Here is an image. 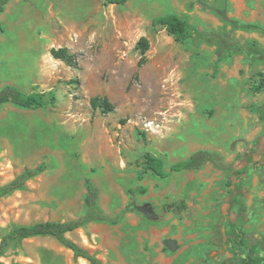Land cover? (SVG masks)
I'll return each mask as SVG.
<instances>
[{
	"label": "rangeland",
	"instance_id": "374dc122",
	"mask_svg": "<svg viewBox=\"0 0 264 264\" xmlns=\"http://www.w3.org/2000/svg\"><path fill=\"white\" fill-rule=\"evenodd\" d=\"M169 12L199 31L254 41L264 51V0H128L122 6L11 0L5 6L0 88L38 94L45 104L0 106V186L26 169L44 171L0 198V240L15 226L81 216L89 179L100 210L119 222H91L67 237L101 264H236L230 240L211 243L219 230L238 232L242 255L264 259L263 155L247 162L241 190L229 191V173L211 164L164 179L144 170L146 153L166 168L199 149L217 151L228 163L264 154V118L255 111L264 104V58L227 50L213 36L197 50L177 42L152 25ZM141 37L149 41L144 56L136 48ZM60 48L74 66L51 56ZM94 97L114 110L93 111ZM0 259L91 264L50 236L13 241Z\"/></svg>",
	"mask_w": 264,
	"mask_h": 264
},
{
	"label": "trees",
	"instance_id": "16d2710c",
	"mask_svg": "<svg viewBox=\"0 0 264 264\" xmlns=\"http://www.w3.org/2000/svg\"><path fill=\"white\" fill-rule=\"evenodd\" d=\"M10 1L11 0H0V14ZM127 1L128 0H104V5L122 6L126 4ZM152 25L153 27H162L168 35L172 36L177 42L184 44L189 41L196 50L206 37L213 36L219 39L227 50L236 49L249 51L261 55L264 58V51L261 50L254 41L244 45L224 35L222 32L213 30L199 31L172 12L154 17L152 19ZM251 26L260 28L258 25ZM136 48L140 51L141 55L144 56L149 49L148 39L146 37L139 38ZM50 54L54 59L60 60L69 66L75 65L74 57L70 55L65 48L51 49ZM141 63L142 62H139V65H141ZM7 103L24 109L39 108L43 107L45 104L42 96L38 94L24 95L17 88L9 85L0 88V106ZM90 105L93 111L100 110L103 114H108L114 110V107L105 98H91ZM255 111L258 113L259 117L264 118V104L256 107ZM261 155L264 157L261 151L244 154L237 156L234 162L228 163L217 151L199 149L191 153L186 159L172 163L166 168L161 158L146 153L143 156V166L146 172L149 171L155 176L164 179L171 173L198 171L206 164H211L213 167L229 173L226 187L229 191H232L241 190L242 179L248 173L247 162L250 160L257 162ZM238 164L241 166H238ZM43 171L44 168L41 166L34 169H26L9 183L0 186V198L23 189L24 184L28 180L40 175ZM85 188V211L81 216L66 222L47 221L13 227L0 240V258L13 241L37 236H50L64 247L71 250L75 257L86 259L91 264H101L94 256L90 255L87 250L78 246L67 237L68 233L84 227L91 222H104L109 224H117L119 222V218H111L100 210L98 206V190L89 179L85 180ZM227 240H230L231 245L229 247V252L236 264H264L263 257L258 254L249 256L242 255L240 247L243 244V239L238 232L234 231L232 234L226 235L224 230H219L211 239V243L218 247H222ZM0 264L5 263L0 259ZM215 264H223V262Z\"/></svg>",
	"mask_w": 264,
	"mask_h": 264
},
{
	"label": "water",
	"instance_id": "95a60500",
	"mask_svg": "<svg viewBox=\"0 0 264 264\" xmlns=\"http://www.w3.org/2000/svg\"><path fill=\"white\" fill-rule=\"evenodd\" d=\"M170 246H171L172 249L175 248V247H174V244H173L172 242H170Z\"/></svg>",
	"mask_w": 264,
	"mask_h": 264
}]
</instances>
